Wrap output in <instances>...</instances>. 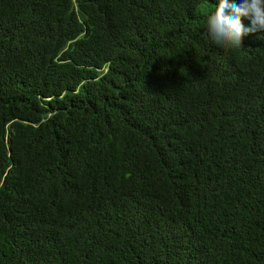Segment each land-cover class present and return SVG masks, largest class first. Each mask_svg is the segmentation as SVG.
Returning a JSON list of instances; mask_svg holds the SVG:
<instances>
[{
    "label": "trees",
    "instance_id": "obj_1",
    "mask_svg": "<svg viewBox=\"0 0 264 264\" xmlns=\"http://www.w3.org/2000/svg\"><path fill=\"white\" fill-rule=\"evenodd\" d=\"M215 4L0 0V264H264V32Z\"/></svg>",
    "mask_w": 264,
    "mask_h": 264
},
{
    "label": "clouds",
    "instance_id": "obj_2",
    "mask_svg": "<svg viewBox=\"0 0 264 264\" xmlns=\"http://www.w3.org/2000/svg\"><path fill=\"white\" fill-rule=\"evenodd\" d=\"M244 18L251 26H245ZM207 32L212 42L220 47L238 50L243 39L264 32V0H216L215 10L207 16Z\"/></svg>",
    "mask_w": 264,
    "mask_h": 264
}]
</instances>
